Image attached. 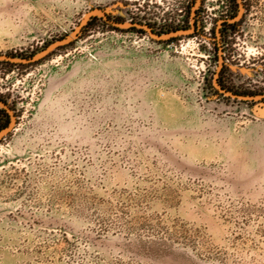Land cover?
I'll list each match as a JSON object with an SVG mask.
<instances>
[{
    "label": "rangeland",
    "instance_id": "rangeland-1",
    "mask_svg": "<svg viewBox=\"0 0 264 264\" xmlns=\"http://www.w3.org/2000/svg\"><path fill=\"white\" fill-rule=\"evenodd\" d=\"M193 2L0 0V264H264V0Z\"/></svg>",
    "mask_w": 264,
    "mask_h": 264
},
{
    "label": "trees",
    "instance_id": "trees-1",
    "mask_svg": "<svg viewBox=\"0 0 264 264\" xmlns=\"http://www.w3.org/2000/svg\"><path fill=\"white\" fill-rule=\"evenodd\" d=\"M193 1H195V0H192V9L194 8L193 6H196L195 4V2H193ZM196 1H198V0H196ZM190 16H189V19H191L193 22H192V24L189 26V27H187V30H189V29H193V30H195V31H197V29H198V22H197V10H194V11H192V12H190ZM93 19H97L96 17H93ZM105 22L107 23V24H113L111 21H110V19L109 18H107L106 20H105ZM225 23H226V20L225 21H223V23L221 24V25H225ZM132 24V28H131V30L132 31H134V32H136V33H143L144 31H143V29H140L139 27H141V25H142V23H131ZM147 29H149V30H151V32L153 33V34H156L157 35V33H155L154 31H153V29H152V27H150V25H144ZM186 27V26H185ZM182 28H184V27H181V30L183 31V30H185V29H182ZM175 29H172V28H170V29H167V30H165V35H167V36H172L171 38H170V40L171 41H173V40H175L174 39V37L173 36H176V35H174L175 34ZM222 74V70H221V73L219 74V75H221ZM220 82V80L219 79H217V84H220L219 83ZM220 87L222 88V89H224V86L223 85H220ZM216 93H218V91H216ZM0 102H3V104H5V106H6V103H4V101H2V100H0ZM10 124V119H9V117H8V115H7V112H6V109H1L0 110V132H2V131H4V130H6L7 129V127H8V125Z\"/></svg>",
    "mask_w": 264,
    "mask_h": 264
},
{
    "label": "water",
    "instance_id": "water-1",
    "mask_svg": "<svg viewBox=\"0 0 264 264\" xmlns=\"http://www.w3.org/2000/svg\"><path fill=\"white\" fill-rule=\"evenodd\" d=\"M130 26H132V25H130ZM141 28H144V27L141 26ZM144 29H147V28H144ZM190 32H191V30H189V31H187V32H185V33H190ZM182 33H183V32L175 33L174 35H179V34H182ZM68 41H69V40L64 41V42H59V43L53 45L49 50H51L52 48H55V47H57V46H59V45H62V44L68 43ZM49 50H48V51H49ZM48 51H45V52L42 54V56L45 55V54H47ZM0 61H10V62H13V63H21V62H23V61L12 60V59H10V58H8V57H5V56H0ZM0 106L3 107V108H5L4 104H2V103H0ZM12 123H13V118L11 117V123H10V124H12Z\"/></svg>",
    "mask_w": 264,
    "mask_h": 264
}]
</instances>
